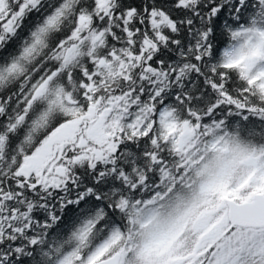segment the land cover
Masks as SVG:
<instances>
[{
  "label": "snow or ice",
  "instance_id": "snow-or-ice-1",
  "mask_svg": "<svg viewBox=\"0 0 264 264\" xmlns=\"http://www.w3.org/2000/svg\"><path fill=\"white\" fill-rule=\"evenodd\" d=\"M0 264H264V0H0Z\"/></svg>",
  "mask_w": 264,
  "mask_h": 264
}]
</instances>
